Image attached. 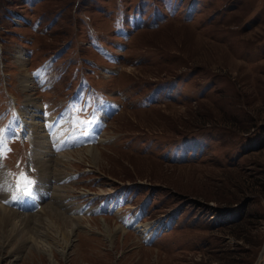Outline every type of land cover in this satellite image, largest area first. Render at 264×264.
<instances>
[{
    "label": "rangeland",
    "instance_id": "374dc122",
    "mask_svg": "<svg viewBox=\"0 0 264 264\" xmlns=\"http://www.w3.org/2000/svg\"><path fill=\"white\" fill-rule=\"evenodd\" d=\"M0 173L59 213L0 219V264H256L264 0H0Z\"/></svg>",
    "mask_w": 264,
    "mask_h": 264
},
{
    "label": "bare ground",
    "instance_id": "6f19581e",
    "mask_svg": "<svg viewBox=\"0 0 264 264\" xmlns=\"http://www.w3.org/2000/svg\"><path fill=\"white\" fill-rule=\"evenodd\" d=\"M29 99H30V101H32L33 102V99H31L30 97H29ZM110 108H107V107H105V114L107 113V112H109L110 110H109ZM31 120H30V122L29 123H32L31 124V126L33 127V129H35V131H38V128H36V125L38 126V127H40L41 125H39V123L38 122H36L35 120V117H34V115H32L31 117ZM57 121V123L59 124V122H60V119L59 118H57V117H54L53 118V121ZM65 120H66V118H63L62 120H61V124H59V125H57V124H54V122L53 121H51V123H52V125H51V127H50V131L52 130L53 132H61V133H64L65 131H64V127H62L64 124H65ZM20 125V124H19ZM51 131V133H53ZM67 132V133H66ZM66 132L64 133V134H66V140L65 141H62V140H60L61 138H59V140H58V144L57 145H59V146H63V147H65L66 145H69V144H71V143H73V142H75V141H78V140H81L82 138H84V136H81V137H77V135L76 134H74L73 133V131L70 129V126H69V124H68V129L66 130ZM35 133V132H34ZM40 134V133H39ZM69 135H71V137H69ZM53 136V135H52ZM87 137H89V135L87 134L86 135ZM34 137V136H33ZM37 138H39V141H37L35 144H34V146H39V149L40 150H42L43 152V154H44V156L45 155H48L47 154V150L49 151V149H47V146L44 144L45 142H46V144H47V142H48V140L47 139H45V140H41L40 139V136L37 134ZM62 141V142H61ZM69 141H71V143L69 142ZM44 142V143H43ZM81 142H83V140H81ZM41 143H43V144H41ZM44 145V146H43ZM56 145V146H57ZM49 147V146H48ZM60 147V148H61ZM38 148V147H37ZM43 148V149H42ZM89 151V152H92L93 153V151H96L97 150V148L96 147H90V148H87V149H81V151ZM53 152V151H52ZM79 152V151H78ZM97 152V151H96ZM95 152V153H96ZM35 153V152H34ZM38 153V152H37ZM97 154V153H96ZM71 155V154H70ZM41 156V155H40ZM41 158V157H40ZM45 158V157H44ZM44 158H41V159H39L38 161H39V167L42 169V171H43V173L42 174H44V175H42V176H45V179H47L49 176H50V169H51V159L52 158H50V157H48V158H46V159H44ZM53 160V159H52ZM59 160V159H58ZM55 161V160H54ZM59 162V161H58ZM61 162V161H60ZM53 168V167H52ZM60 170V169H59ZM55 171V170H54ZM55 173V172H54ZM2 174L0 173V179H2V176H1ZM4 180V179H3ZM5 181V180H4ZM46 181H48L49 182V180H46ZM17 184H18V186H20L21 187V181H19L18 180V182H17ZM60 187V186H59ZM43 189H44V187H43ZM49 189V188H48ZM7 191H9V189H6ZM44 194V193H43ZM45 195V194H44ZM49 197V196H48ZM7 198V197H6ZM0 201L1 202H4V199L1 197L0 198ZM39 202V201H38ZM51 204V203H50ZM53 204V203H52ZM56 207V206H55ZM32 209V208H31ZM20 211V210H19ZM55 213V214H59V213H57L56 212V209L53 207V206H51V205H49V204H47V205H45L43 208H42V210H41V212H38V211H36V212H32V213H29V212H27L26 214L25 213H20V212H18V211H16V210H13V209H10V208H8V207H6V206H3V205H1L0 204V219H2V221L5 223H8V224H11L12 226H16L15 228L16 229H18L19 230V226H20V229H24V228H27V227H29L30 226V224L31 223H33L35 226H36V228L38 227V226H40V224L41 223H43V221H42V216H51L50 214H52V213ZM63 215V214H62ZM61 215H59V217H60ZM62 218H63V221H65L66 222V220H68V221H71V223H72V225H74L75 226V224H73V220L74 219H76V218H74V217H72V219H70L69 217H65V216H61ZM60 217V218H61ZM61 218V219H62ZM1 221V220H0ZM1 221V222H2ZM128 221H129V224L128 225H132V224H134V222L135 221H133V219H131V218H129L128 219ZM100 222H101V224H102V226L103 227H105V229L107 230L108 228H109V226L111 225V222L109 221V220H107L106 218H101L100 219ZM6 225V224H5ZM10 225V226H11ZM32 225V224H31ZM42 225V224H41ZM7 226V225H6ZM34 226V227H35ZM41 227V226H40ZM43 227V226H42ZM102 227V228H103ZM123 227L121 226V225H116V227H115V231H120L119 229H121V230H123L122 229ZM1 230H2V228H0ZM28 229V228H27ZM12 231V230H11ZM108 232V231H107ZM37 233V232H36ZM121 233L122 234H124L123 235V238H125L126 236H127V233L126 232H123V231H121ZM22 234V233H21ZM35 234V233H34ZM110 233L108 232V235H109ZM147 236V235H146ZM26 238V237H25ZM147 238V237H146ZM67 242V241H66ZM65 242V243H66ZM69 243V242H68ZM40 247V246H39ZM21 251V250H20ZM264 261V250L262 251V253L260 254V256H259V258H258V260H257V262H256V264H261L262 262Z\"/></svg>",
    "mask_w": 264,
    "mask_h": 264
},
{
    "label": "snow or ice",
    "instance_id": "6c2138e0",
    "mask_svg": "<svg viewBox=\"0 0 264 264\" xmlns=\"http://www.w3.org/2000/svg\"><path fill=\"white\" fill-rule=\"evenodd\" d=\"M21 179H22V185L21 187L22 188H27L31 183L32 181L30 179L27 178L26 175H24L23 173H21ZM0 188H2V186H0ZM29 194H30V191H29ZM17 197H13V199H16Z\"/></svg>",
    "mask_w": 264,
    "mask_h": 264
}]
</instances>
